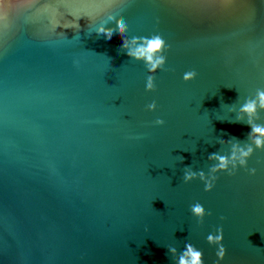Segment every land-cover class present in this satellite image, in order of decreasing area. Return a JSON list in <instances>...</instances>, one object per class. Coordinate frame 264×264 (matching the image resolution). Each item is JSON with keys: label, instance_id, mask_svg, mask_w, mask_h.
Here are the masks:
<instances>
[{"label": "water", "instance_id": "95a60500", "mask_svg": "<svg viewBox=\"0 0 264 264\" xmlns=\"http://www.w3.org/2000/svg\"><path fill=\"white\" fill-rule=\"evenodd\" d=\"M122 18L127 48L97 34ZM154 34L168 47L147 91L127 52ZM259 92L264 0H0V264H176L186 243L204 264H264V150L235 122L264 128ZM236 140L246 168L184 182Z\"/></svg>", "mask_w": 264, "mask_h": 264}, {"label": "clouds", "instance_id": "9594fccd", "mask_svg": "<svg viewBox=\"0 0 264 264\" xmlns=\"http://www.w3.org/2000/svg\"><path fill=\"white\" fill-rule=\"evenodd\" d=\"M126 27L127 25L124 19L122 18L121 20L117 21L116 29L100 27L97 29V34L102 33L106 40H111L113 38L114 33L118 32L123 41L121 48H127V41L124 39ZM136 39H140L145 43H142L135 50H129L127 52V55L130 58L136 60L143 59L148 72L151 73V75L147 77L146 90L154 91L156 88L155 73L157 72V70L164 69V65L166 63V57L164 55V52L166 51L168 46L166 45L165 40L158 34H154L151 37L134 38V41ZM196 75L197 73L195 71H188L184 74L183 79L186 82L191 81L196 77ZM258 95L262 101V106H264V92H259ZM146 107L148 111H155L157 108V104L155 101H153ZM241 111L249 114L254 113L255 102L246 103L241 108ZM235 122H243L250 126L251 131L248 134V139H252L253 136H255V139L253 140V143L255 144V149L264 150V139H261V136H264V128L259 125L253 126L251 120L244 122L240 117H237ZM164 123V120L159 118L155 121V124L157 125H163ZM246 148L247 150H245L244 147L240 146L239 141L236 140V144L233 145V150L231 151L230 155H220L217 152L210 153L208 155V160L218 161V163H215L210 168V173L212 174L206 175L203 171L196 172L193 171L191 167H185L183 175L184 182L188 183L198 178L199 180L204 182V190L211 191L217 179V176L215 175L216 173L226 171L229 175H233L237 166L245 168L247 167V160L249 157L252 156L254 148L251 145H247ZM237 149L239 150V156L236 155ZM229 162H231V166H229ZM255 171L256 170L254 168L249 169L250 174L254 175ZM190 211L196 218H198V221L200 223H203L204 217L206 215H211L210 212H206L205 208L199 202L192 205ZM221 219H224V217H221ZM223 239L224 235L222 227L216 229V234H209L207 236V242L210 245L218 246V250L216 252L218 261L223 260L226 255V248L223 245ZM168 251L172 255H177V250L174 247L169 248ZM176 264H204L203 252L197 250V248L191 243H186L185 250L182 251V253L178 254Z\"/></svg>", "mask_w": 264, "mask_h": 264}]
</instances>
